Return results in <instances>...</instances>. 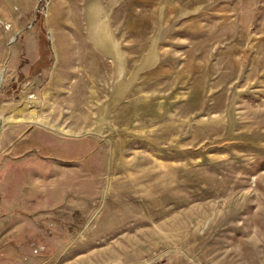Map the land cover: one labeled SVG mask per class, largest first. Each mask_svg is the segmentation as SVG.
Segmentation results:
<instances>
[{
  "label": "rangeland",
  "instance_id": "1",
  "mask_svg": "<svg viewBox=\"0 0 264 264\" xmlns=\"http://www.w3.org/2000/svg\"><path fill=\"white\" fill-rule=\"evenodd\" d=\"M0 121V264H264V0H0Z\"/></svg>",
  "mask_w": 264,
  "mask_h": 264
},
{
  "label": "bare ground",
  "instance_id": "2",
  "mask_svg": "<svg viewBox=\"0 0 264 264\" xmlns=\"http://www.w3.org/2000/svg\"><path fill=\"white\" fill-rule=\"evenodd\" d=\"M113 111V110H112ZM3 121H0V124L2 123Z\"/></svg>",
  "mask_w": 264,
  "mask_h": 264
}]
</instances>
